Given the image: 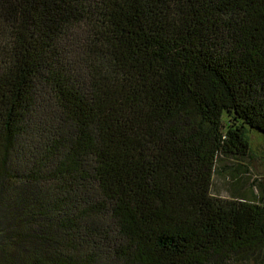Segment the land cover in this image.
<instances>
[{"label":"trees","instance_id":"obj_1","mask_svg":"<svg viewBox=\"0 0 264 264\" xmlns=\"http://www.w3.org/2000/svg\"><path fill=\"white\" fill-rule=\"evenodd\" d=\"M251 130L264 0H0V264H264Z\"/></svg>","mask_w":264,"mask_h":264},{"label":"rangeland","instance_id":"obj_2","mask_svg":"<svg viewBox=\"0 0 264 264\" xmlns=\"http://www.w3.org/2000/svg\"><path fill=\"white\" fill-rule=\"evenodd\" d=\"M248 138L252 148L248 156L218 160L212 183L215 197L257 200L264 195V136L251 130Z\"/></svg>","mask_w":264,"mask_h":264}]
</instances>
